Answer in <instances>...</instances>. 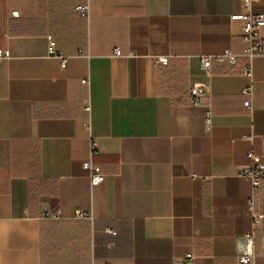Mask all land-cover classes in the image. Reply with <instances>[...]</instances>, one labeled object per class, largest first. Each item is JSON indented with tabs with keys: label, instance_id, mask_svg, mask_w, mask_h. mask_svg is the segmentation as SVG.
Listing matches in <instances>:
<instances>
[{
	"label": "crops",
	"instance_id": "obj_1",
	"mask_svg": "<svg viewBox=\"0 0 264 264\" xmlns=\"http://www.w3.org/2000/svg\"><path fill=\"white\" fill-rule=\"evenodd\" d=\"M83 4L0 0V264H239L251 195L239 173L250 151L264 163V58L250 80L244 59L208 77L200 56L242 52L241 0ZM193 87L206 89L197 105Z\"/></svg>",
	"mask_w": 264,
	"mask_h": 264
},
{
	"label": "built area",
	"instance_id": "obj_2",
	"mask_svg": "<svg viewBox=\"0 0 264 264\" xmlns=\"http://www.w3.org/2000/svg\"><path fill=\"white\" fill-rule=\"evenodd\" d=\"M258 1L261 0H241L245 12L231 17V20L242 22L243 24V30L240 37V43L243 50L240 54H235L231 50H225L217 55L200 56L201 68L206 76L210 77L213 62L228 64L229 66L234 67L237 65L239 59H244L246 63L243 68V74L245 77L252 80L254 60L257 58H264V13L254 14L252 11L254 4ZM91 2L92 0H84V4L78 6L77 11L81 15H87ZM13 15L16 16L17 13H14ZM47 42L49 55L62 59V68H65L67 60L56 51V44L53 37L48 36ZM115 55L117 57H122V54L119 51H116ZM132 56L133 53L128 55V57ZM10 58L11 53L9 50H0V65L8 61ZM169 59V57H160L158 58L157 63L161 66H167ZM82 84H86V81H83ZM205 94L206 89L204 87H193L190 89V96L194 100V105L199 104ZM243 94L247 98L244 104L245 107L248 110H252L251 88H246L243 91ZM85 110L89 112L90 106H87ZM208 127H210V117L207 119V128ZM95 148L96 142L92 141V154H94ZM248 158L250 163L240 171L239 175L251 184V195L247 202L250 229L237 242V260L239 264H255V234L261 220L264 219V163L254 151L248 153ZM83 168L89 173L92 187L101 186L105 182V175L99 167L94 166L91 160L85 162ZM110 234L116 235L115 232H110ZM195 259L196 257L193 254H188L186 256L185 264H195Z\"/></svg>",
	"mask_w": 264,
	"mask_h": 264
}]
</instances>
